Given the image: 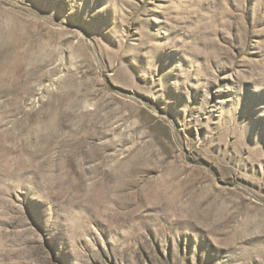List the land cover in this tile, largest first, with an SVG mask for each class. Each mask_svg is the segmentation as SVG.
<instances>
[{"label":"rangeland","instance_id":"1","mask_svg":"<svg viewBox=\"0 0 264 264\" xmlns=\"http://www.w3.org/2000/svg\"><path fill=\"white\" fill-rule=\"evenodd\" d=\"M0 264H264V0H0Z\"/></svg>","mask_w":264,"mask_h":264}]
</instances>
